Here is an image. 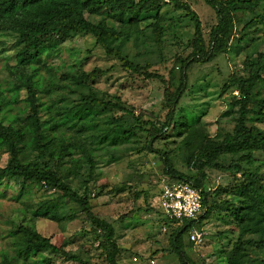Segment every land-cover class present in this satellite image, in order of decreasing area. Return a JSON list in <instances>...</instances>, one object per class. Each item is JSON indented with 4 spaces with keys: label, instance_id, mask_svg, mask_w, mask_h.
<instances>
[{
    "label": "trees",
    "instance_id": "1",
    "mask_svg": "<svg viewBox=\"0 0 264 264\" xmlns=\"http://www.w3.org/2000/svg\"><path fill=\"white\" fill-rule=\"evenodd\" d=\"M205 1L215 10L218 18L210 30L208 43L204 37L200 15L185 0H0V32L11 31L17 34L20 48L16 53V63L32 72L15 85L16 90L24 87L27 91L29 113L24 118L26 122H22L20 118H14L9 124L1 120V115L10 102L0 86V148L8 153L7 164L0 167V185L4 181L19 179L24 187L38 183L55 188L58 196L40 199L34 205L35 215L63 221L71 220L76 216L77 210H81L97 233L109 264H120L121 249L116 241L113 225L96 215L88 182H85L83 193H80L65 179L60 169L65 157L73 154L69 148L74 147L83 153V158L93 172L97 163L94 157L95 143L99 144L100 149L108 141L118 143L128 140L136 135L137 129L145 131L151 139L150 148L161 153L164 177L190 182L203 187L205 192L204 211L198 219L186 221L180 226L173 225V221L165 217L162 219L167 230L161 232L170 238L168 249L162 251L177 253L183 264H196L184 250L183 237L191 227L201 225L212 210L224 206L241 227L240 236L229 252L228 264H264V178L260 170L264 166V130L258 126V123H264V51L257 52L255 57L247 55L242 61L246 75L233 72L230 82L224 86V90L237 91L232 102L238 105L239 117L232 132L221 139H215L199 123V117L176 121L179 102L188 88L190 65L195 62L210 63L217 57L228 54L235 36L237 46H241L252 25H261L264 31V0ZM176 11H183L194 26L189 42L190 54L177 59L181 69L178 82L175 81L176 75L172 70L169 81L159 73L150 72L149 62L143 65L135 58L128 57L118 43L121 39L132 36L137 40L142 23L145 19H150L151 38L160 50L165 33L162 23ZM246 11L250 13V17H240ZM94 16L101 18L93 21ZM237 21L243 23L239 30L236 28ZM81 33L92 35L107 56L121 61L123 67L143 73L148 78H158L165 84L163 100L168 113L162 128L157 127L153 121H148L151 124L149 128L136 125V122L142 120V116H137L126 107L120 97H116V101L102 97L94 89V84L104 73L100 67L91 72L82 70L80 73L64 74L65 80H70L69 86L74 85L79 94L78 99L71 106L66 105L63 111L56 112L53 105L41 100V84L36 78L39 69L30 64L72 35ZM8 69L15 76L12 67L9 66ZM115 107L125 114L120 118H113L114 124L111 126L100 127L96 118ZM46 112V117H43ZM43 125L49 127V131L45 132ZM168 127L182 137L180 146L186 155L188 168L195 175L179 171L168 153L154 148V143L165 135L164 129ZM67 130H72L74 135L66 137ZM27 146L38 151V160L24 158ZM226 155L237 158L226 164ZM71 162L76 170L82 168V158H72ZM208 168L229 172L234 176V182L225 189L217 187L213 195L226 193L238 196V204L230 200L209 204L208 196L212 190L204 185L208 179ZM148 210L152 211L154 208ZM14 233L18 235L19 253L6 254L4 264H19L21 260H28L31 253L36 254L41 250H49L68 261L91 264L65 248L70 242L67 239L62 244L54 243L50 237L27 225H19ZM247 233H257L260 236L243 239ZM251 249L261 251L263 256L253 258L250 255ZM45 260L47 264L51 261L49 258Z\"/></svg>",
    "mask_w": 264,
    "mask_h": 264
},
{
    "label": "rangeland",
    "instance_id": "2",
    "mask_svg": "<svg viewBox=\"0 0 264 264\" xmlns=\"http://www.w3.org/2000/svg\"><path fill=\"white\" fill-rule=\"evenodd\" d=\"M185 1L200 15L204 37L208 43L210 30L218 20L215 10L205 0ZM240 17H250V13L246 11L240 14ZM100 18L94 16L92 19L98 21ZM150 22V19H145L142 23L141 34L137 36V40L132 36L121 39L118 43L128 57L135 58L143 65L149 62L150 72L159 73L169 81L172 70L176 75L175 81L178 82L181 69L177 59L190 54L189 42L194 26L184 16L183 11L170 14L162 23L165 33L163 45L159 50L151 38ZM242 26L243 23L236 22L238 30ZM17 38L14 32H0V86L10 102L3 111L1 120L7 124L13 122L14 118L26 122L24 118L29 113L26 89L15 88L18 81H23L26 74L32 73L30 69L16 63V53L20 48ZM236 38L235 36L232 40L233 46L228 54L221 55L210 63L195 62L190 65L188 88L176 112V121L199 117V123L215 139H221L232 132L239 117L238 105L232 102V97L237 91L224 90L225 84L230 82L233 72L246 75L242 61L247 55L255 57L257 52L264 51V31L261 25L250 27L247 39L241 46H237ZM30 65L39 69L36 76L41 84L39 97L45 104L53 105L56 112L63 111L66 105L71 106L78 99L76 87L69 86L70 80H65L64 74L80 73L82 70L91 72L100 67L104 73L94 84V89L102 97L112 101L120 97L126 107L137 116H142V120L136 122V125L141 124L142 127L149 128L151 124L148 121H153L157 127L162 128L166 121L168 107L163 100L165 84L158 78H148L143 73L123 67L121 61L107 56L105 50L90 34L72 35ZM9 66L15 76L9 71ZM124 114V111L115 107L98 116L96 122L100 127L111 126L114 124L113 118H120ZM46 115L47 112L42 116ZM258 126L264 130V123H258ZM43 130L49 131V127L43 125ZM136 132V135L128 140L118 143L108 141L100 149L99 144L95 143L94 157L97 163L93 172L87 160L83 158V153L70 147L69 151L73 154L65 157L60 169L61 174L80 193H83L85 182H88L96 215L110 222L115 229L116 241L121 249L120 264H183L177 253L162 251L168 249L170 238L161 232H165L162 220L164 215L158 196L159 184L165 175L161 153L150 148L151 139L145 131L137 129ZM164 132L165 135L154 143V148L168 153L179 171L195 175L188 168L186 155L180 146L182 137L169 127L165 128ZM73 135L72 130L66 131V137ZM23 155L26 160L39 159L38 151L30 146L26 147ZM72 158H82V168L76 170L72 166ZM235 158L237 157L226 155L224 161L228 164ZM262 159L264 160V157ZM7 162L8 153L4 148H0V167H4ZM260 170L264 178V166H261ZM206 172L208 179L204 185L212 190V194L208 196L209 204L224 200L238 204V196L226 193L213 195L217 187L222 186L225 189L234 182V176L229 172L211 168ZM57 196L58 191L55 188L38 183L24 187L19 179L4 181L0 185V264H4L6 254L19 253L18 235L14 233L19 225H27L39 231L50 237L54 243L62 244L64 240H69L65 248L91 264H109L105 250L99 244L97 233L81 210H77L76 216L71 220L63 221L35 215L34 205L40 199ZM149 208L154 210L150 211ZM196 228L203 234L200 244L191 243L188 234L183 237L184 250L190 259L196 264H228L229 252L240 236L241 227L224 206L212 210ZM259 236L257 233H247L243 239ZM31 254L28 260H21L19 264H47L46 258L51 260L49 264H83L65 260L63 256L49 250ZM250 255L253 258L263 256L261 251L256 249H251Z\"/></svg>",
    "mask_w": 264,
    "mask_h": 264
},
{
    "label": "built area",
    "instance_id": "3",
    "mask_svg": "<svg viewBox=\"0 0 264 264\" xmlns=\"http://www.w3.org/2000/svg\"><path fill=\"white\" fill-rule=\"evenodd\" d=\"M159 205L162 214L173 225H183L186 221L198 219L204 211V188L186 181H175L163 177L159 184ZM164 231L167 230L165 226ZM191 243L200 244L203 234L194 226L187 233ZM186 234V235H187Z\"/></svg>",
    "mask_w": 264,
    "mask_h": 264
}]
</instances>
